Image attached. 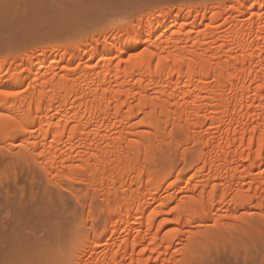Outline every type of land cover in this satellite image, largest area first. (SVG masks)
<instances>
[{
	"label": "bare ground",
	"instance_id": "obj_1",
	"mask_svg": "<svg viewBox=\"0 0 264 264\" xmlns=\"http://www.w3.org/2000/svg\"><path fill=\"white\" fill-rule=\"evenodd\" d=\"M161 1L83 0L74 8L70 1L63 7L71 9L53 11L46 0V13L28 14L32 20L22 39L27 53L8 57L20 39L4 50L7 56L1 50L11 42L0 43V142L7 138L14 150L19 141L45 175L55 169L84 172L108 186L103 229L92 225L87 234L86 220L77 223L74 214L76 222L68 215L74 225L66 219L69 225L44 227L51 210L38 206L30 219V207L24 210L20 198L23 209L18 213L14 206L18 215L6 217L0 228V264H172L164 256L185 240L176 263L200 259L205 248L227 241L235 245L236 259L248 254L258 236L262 240L264 1L175 0L160 7ZM108 13L121 16L104 20ZM225 25L227 32L220 33ZM142 44L144 49L124 58ZM28 81L26 92L12 90ZM172 119L178 131L191 133L200 161L174 178L162 173L168 167L157 164L144 131H134L147 125L160 132ZM188 156L183 158L191 162ZM252 209L263 210L261 220L251 216ZM207 220L218 227L204 223L194 232L196 222Z\"/></svg>",
	"mask_w": 264,
	"mask_h": 264
},
{
	"label": "rangeland",
	"instance_id": "obj_2",
	"mask_svg": "<svg viewBox=\"0 0 264 264\" xmlns=\"http://www.w3.org/2000/svg\"><path fill=\"white\" fill-rule=\"evenodd\" d=\"M52 1H54V2H52ZM70 1L72 2L74 0H68V1L66 0L67 3L70 2ZM78 1L81 3L83 0H77L75 3L72 2L71 6L72 7L73 6L76 7L77 6L76 3L79 4ZM166 1L167 0H162L160 3L157 2V4H160V7H161V6H164V5L166 6L168 2H169L168 5L171 4V3L172 4H175V2H177L178 0H176V1L175 0H173V1H167V2ZM182 1L183 0H181V1L179 0V4L182 3ZM185 1L187 2L188 0H184V2ZM193 1H195V0H193ZM7 2H9V3H7ZM37 2L34 1V3H37ZM66 2L65 1H62V0H48V3H46V4H50L49 8L50 9L53 8V11H54V9H55L54 7H58L59 6V8L61 9L63 7V5L65 6L67 4ZM34 3L33 2L31 3V0H26V1L25 0H21V1H19V0H8V1L0 0V28L2 27L1 30H0V43L3 41L1 43L3 46L5 44L6 47H7L8 46L7 43L11 42L12 40H14L15 43H17L16 41H18L19 39L20 40H22V39L23 40H25V39L27 40V38H26L27 36H25V33H27V29H28V28L26 29V27H27L26 23H28V25L30 24V22H31L32 19L29 18V17H32V16H34V18H35V16H36V18L38 17V15L35 14L33 11L38 12L37 10H40L41 12L39 11V13H42L43 12L42 10H44V9L46 11L48 10L47 9L48 8V5L46 6L45 3L43 4V3H39L38 2L39 3L38 5H36ZM23 5H24V7H23ZM41 5H42V7H41ZM257 5H258V3H256L255 6H257ZM43 7H44V9H43ZM9 8H11V9H9ZM67 8L68 9H71L68 6L66 8L63 7L62 9L63 10L64 9L66 10ZM56 9H55V11H57ZM6 10H8V11H6ZM214 11H221V10H219V9L216 8V10L214 9ZM175 12L176 11L172 12V14L175 13ZM44 13H46V12H44ZM44 13H42V14H44ZM207 13L209 15L210 12H207ZM28 14H29V17H28ZM111 14H113V15H111ZM108 15L110 16L109 18L106 17ZM119 15H120V13L119 14L118 13H108L105 16L104 20L107 18L108 20L110 19V21H112L115 18L117 19V17L119 19V17L121 16V15L120 16ZM111 16H113V17H111ZM222 21H223V19H220V21H218V23L221 24ZM18 26H19V28H18ZM23 26L24 27L26 26V27L24 28ZM228 26L225 25L224 27L220 28V30H221L220 33L227 32ZM20 27H22V28L20 29ZM204 28H205V26H203V25L200 28H197V30L199 31V34H198L199 36H203ZM5 30H6V32H5ZM22 31H25V32H23V34L21 35V32ZM12 33H16L15 34L16 36L15 35H11ZM18 33H20L19 36H17ZM29 34L30 33H28L26 35H29ZM10 35L12 37L13 36L14 37L10 39L9 38V37H11ZM192 35L195 36L196 34L193 33ZM14 38H16V40ZM6 40L8 42H6ZM23 40L20 41V43L22 42V45L21 44L19 45L20 47L18 46L19 43H17V46H18L17 48L14 45L15 48H16L15 49L14 46H13V42H11L10 43L11 45H9L7 47L8 49H4L5 48L4 47L3 48V51L4 50L5 51L6 50H9V52H10V48H11V46H13L11 48V52H10V54H12V55L11 56H8V57H13L14 52L16 54V55H14V57H16V56H19L20 57V55H23V54H25V53H27L29 51V49H27L28 47H25L24 46V45H27V44H23L26 41L23 42ZM149 43L152 44V45L154 44V43H151V41ZM1 44H0V48L3 47V46H1ZM145 46L146 45L142 44V45H140L136 49H130V50L125 51L124 52V58L130 57L131 56L130 55L131 53L134 54V53H137V52L141 51L142 49H144ZM3 51L1 50V52L4 53V54H6V56H7V54L9 52L7 51L5 53V51L4 52ZM39 51L42 52L40 49H39ZM46 53H48V51H46ZM116 53L117 52L114 51V52L110 53L109 56H115ZM4 54L2 56H4ZM53 56H54L53 58L56 59L59 56V54L58 55L57 54H54ZM96 56L94 57V59L91 60V64L92 65H95V63L97 62V59L99 58L98 55H96ZM115 60H117V57H116ZM35 61H37V60H35ZM48 64H49V62L46 63V65H48ZM63 64H64L63 62L60 63V64H58V67H57L56 71H59L60 70L59 68ZM44 68H46V67H44ZM28 83H29V81L28 82H25L24 84L20 85L19 87L18 86L16 88L14 87L12 90H17L19 92H26L27 87H28ZM139 119H140V117H137V118H135L133 120V122L138 121ZM173 122H175V121L172 119V120H169V122L167 124H163V126L164 127L166 126V127L163 130H161L160 132L156 131V129L153 128V127L149 128V126H147V125L146 126L145 125L144 126H139L140 128L139 127H136L134 129V131L135 130H138V129H141V131H144L143 133L145 134V138L149 142L151 148L153 149V153H155L156 154V157L159 158V160H160V161L157 160L158 161L157 164L159 165L160 164L159 162L163 161L164 163L162 162L163 164L161 163V165H164L166 163L165 164V167L166 168L168 167V169L165 170V171H162V173L164 172L165 175L167 174L171 178H174L175 175H176V173L178 171H180L181 169H182V171L185 172V174L186 173L189 174L190 170H188L187 167L189 168L192 165L195 166V167L196 166L198 167L199 164H200V161L198 159V155H196L197 157H195V154H196V152H195L196 150L195 149L197 147L193 143V140H192V137H191V133L188 132V130H186V129L181 130L182 132L181 131H178V128H176L177 124L175 125V123H173ZM4 138H5V136H4ZM5 139H7V138H5ZM5 139L2 140V142H0V178L2 177V179L0 180V204H1L0 205V224H2V225H0V228H2L1 226L4 225L3 222L6 221L7 218L9 219V217H10V215L12 213H16L18 215V213L21 212L20 210H22L23 208L25 210L26 208L30 207V208L26 209V211L29 210L27 214L29 216H30V214L35 215L37 213V211H39L41 209V208H37L38 206H40V207H43L42 210L45 209V211L47 210V212L49 210H51V213L48 212L50 215L48 214L49 216H47L45 218V219H47V218L48 219L45 220V222H43V225H45L44 227H46V228H49V227H52V226H57L58 223H60L58 226L61 227L62 224L63 225L64 224H67L68 223L67 221H70L71 222L72 220H74L72 216L75 215L74 218L77 221V223L80 222V221L82 222V220H84V221L86 220L85 223L83 221V223L85 225L87 224L86 228L83 226V231H84V228H85V231H84L85 233L86 232L89 233V230L91 231V229H88V230H86V229L87 228H91L92 225L94 227H98L97 230L100 229L99 231H101L103 229L102 226H103V222H104L103 219L104 218H103V215L102 214L104 213V211L102 213V209H104V207L106 206L107 201L104 200V197L102 196V193H103V191L105 192L106 189L108 188V186H107L106 183L103 184L97 177H94L92 175H87L84 172L68 174L66 172H58L55 169V170L52 171V173L46 174L47 175L46 176L44 174L46 172H44L43 169H41V167L37 163V161H34L35 160L34 159V155L31 154V152L28 151V150H23L21 148L22 146L19 144V141L17 142V140H16L15 141V144L16 145L18 144L20 147L19 146H16V148H14V150L13 149H10L9 150L8 149V144H9L8 142L9 141H8V139L7 140H5ZM192 151H194L195 154ZM191 152L194 154V156L192 154H189ZM187 153L189 154V156H191V155L193 156V157L191 156V158H192V161L191 162H190V159H187L188 160L187 162L184 159L186 156H188ZM185 154H187V155L184 157ZM189 156H188V158H189ZM154 157H155V155H154ZM141 158H143V157H141ZM155 162H156V160H155ZM188 162H190V165H189ZM127 180H128L127 181V185H125L124 189L127 188V187L129 188L128 182L130 180L129 179H127ZM22 195H23V197H22ZM19 199L22 201V203H24L26 201L27 202L29 201L30 203L29 202L28 203L26 202V203L22 204ZM32 199H33L34 202L32 201ZM18 201L21 203L22 206L25 205V207L22 208V206H21V208H20V205H19V202ZM31 202L35 203L34 204L35 206L33 204L31 205ZM40 202H42L45 206L44 205H41ZM111 202H112V200H110V203ZM63 204H65V205H63ZM14 206H16V207H18V209L19 208L20 209L17 211V208L15 210L14 209L15 208ZM31 207H33V208H31ZM12 208H13V210H12ZM30 209H31V212H33L34 214L30 212ZM10 210L13 211V212H10ZM34 210L35 211L37 210L36 213H35ZM261 210L252 209V211L254 213L251 211L253 213V214H251V216L255 217L256 220H258V219L261 220L262 219L261 215L263 216L262 211L264 209L262 211ZM26 211H22V212H26ZM90 211L91 212L93 211L92 214H94L95 217L94 216L93 217L96 220L95 219L94 220H91V218L89 217ZM8 212H10V213L8 214ZM259 212H261V213H259ZM263 213H264V211H263ZM51 214H53L54 216H52ZM70 214H72L71 215V219L72 220H69L70 219V216H68V215H70ZM259 214H261V215H259ZM32 215L30 216L31 217L30 219H33ZM80 217H82L83 219H81ZM88 218H90V219H88ZM66 219H68V220L66 221ZM230 220L231 219H228L229 222H230ZM65 221H66V223H64ZM74 221H72L71 224L68 223V225L69 224L70 225L76 224V223L73 224ZM196 223H195V226L198 225L199 223L200 224L203 223V224L202 225L199 224L196 227L194 226V228H195V229H193L194 232H195L196 229L199 230V228L200 229L204 228L203 227L204 223H205V225H204L205 227H206V225L211 226L213 224V220L200 221V222H196ZM49 224H51L52 226L51 225L49 226ZM209 224H211V225H209ZM215 225L213 224L214 227H215ZM208 226L206 228H208ZM216 227H218V226H216ZM193 236H194V233H193ZM263 236H262V240L264 238ZM192 238L193 237H190L189 239H192ZM258 238H259V236L257 237V240H256V242H254V244H249L250 245V248H249L250 250H249L248 254H245L244 252H240V250H239V252L241 253V255H237L239 257H236V259H235V255L238 252L236 253L233 250L234 247H235V245L232 244V242L229 243L230 241L224 242V240H222L220 242H224V243L218 244L216 246L213 245L214 248L212 247V248H210V250L208 249L210 252H207L208 251L207 248H205L207 251L206 250H203L204 253L202 252L203 254L200 256V259L201 258L202 259L205 258L204 260H200L199 258L197 259V257H195V259H193L194 258L193 257L192 258V261L191 260L189 261V259L192 257V256H190V258L188 259L189 263L188 262H186V263L184 262V263H181V264H226V263H229V264H233L234 263L235 264L236 262H239L238 264H240V261H242L241 264H256V262L259 261V260H260L259 262L261 263L262 256L264 257V255H263V253H264V251H263L264 250V246H263L264 245V243H263L264 240L263 241L261 240V236H260V240ZM77 239H78V237H77ZM86 240L85 241L83 240V241L86 242ZM236 240L240 241L239 239H236ZM88 241H91V240L88 239ZM192 241H193V239H192ZM238 241L236 242V244L242 245V243H239ZM259 241H260V243H263V244H260ZM257 242H258V244H256ZM88 243H90V242H88ZM185 243H189V242H187L185 240L184 241V244H179L176 247V248L179 247V250L176 249V248H173V249H171L169 251L170 254L165 255L164 257H167L166 258L167 260L171 259L170 260L171 263L172 264H175L176 263V260H174V259L175 258H182V256L184 255L183 254V251H184L183 249L187 247V245ZM255 244L258 245V247H260V248H258ZM239 245H238V247L240 248ZM215 247H216V249H215ZM255 249H256V251H255ZM235 251H237V249H235ZM174 252H175V256L176 257L173 256L174 255ZM259 252H260L261 256L259 255ZM233 254H234V256H233ZM241 258L242 259L244 258V259L242 260ZM172 259L174 261H172ZM186 260H187V258H186ZM238 260H240V261H238ZM232 261H233V263H232ZM173 262H175V263H173ZM243 262H245V263H243ZM259 262H257V264ZM179 263H176V264H179ZM150 264H166V263H164L163 261L154 260Z\"/></svg>",
	"mask_w": 264,
	"mask_h": 264
}]
</instances>
